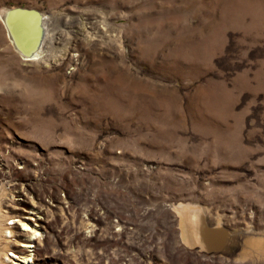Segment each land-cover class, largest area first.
<instances>
[{
    "label": "rangeland",
    "instance_id": "374dc122",
    "mask_svg": "<svg viewBox=\"0 0 264 264\" xmlns=\"http://www.w3.org/2000/svg\"><path fill=\"white\" fill-rule=\"evenodd\" d=\"M16 7L61 34L48 60ZM1 202L3 264H264V0H0ZM175 203L234 251L197 252Z\"/></svg>",
    "mask_w": 264,
    "mask_h": 264
},
{
    "label": "bare ground",
    "instance_id": "6f19581e",
    "mask_svg": "<svg viewBox=\"0 0 264 264\" xmlns=\"http://www.w3.org/2000/svg\"><path fill=\"white\" fill-rule=\"evenodd\" d=\"M12 22L25 27L26 33L28 35L27 41L26 42L24 41L23 43L22 49L24 53H21L26 58L25 60H30V61L38 60V62L39 60L41 61L48 60L50 56L48 55L49 50L46 44L51 45L52 42L55 41V39L59 40L60 39L59 36L61 34L58 33L57 36L49 35V32H47L46 28L44 27L47 25L46 20L42 18L41 22L38 23L37 18L33 14H27V13L16 14L13 17ZM51 27L53 28V26ZM38 28L42 30V35H41L39 44H38V33L36 34V31H38ZM35 43H37L38 46L34 49L33 46ZM3 203L4 202L0 203V264L4 263L3 257L7 256L5 251L9 244L8 240L7 239L5 240L6 238L5 235H3L4 231L6 229L7 230L9 229V227H6L5 224L3 223L4 220L7 219V215H8V213H6V210L2 211L1 209ZM165 207L170 209L174 213L175 219H177V221L183 222V229L182 231H180V233L185 234L186 242H189L188 244L193 245L194 247H197V252H199L200 254L201 253L202 254L220 253V254L228 255L234 251V249H229L228 247H226V244L228 243L227 241L229 240V238L227 236L226 230L224 229L225 227L224 223L220 222L219 220H216V222L207 220V218L203 216L202 211L199 210L198 208H194V207L190 208V207L182 206L176 203L167 204ZM11 216H14V215H11ZM211 225H215V227L210 228L209 226ZM9 233L14 234L16 232L9 231ZM240 237H241V234H239V236L234 234L235 239L240 238ZM210 250H214V251L210 252ZM26 262L28 263L29 259Z\"/></svg>",
    "mask_w": 264,
    "mask_h": 264
},
{
    "label": "water",
    "instance_id": "95a60500",
    "mask_svg": "<svg viewBox=\"0 0 264 264\" xmlns=\"http://www.w3.org/2000/svg\"><path fill=\"white\" fill-rule=\"evenodd\" d=\"M19 13L33 14L37 18L38 23L41 22L42 16L38 11L34 9L22 8V7L12 8L6 13L5 24L7 26L8 34L10 38L12 39L15 48L18 49L21 53H24L22 49L23 43L24 41L26 42L28 39V35L26 33L25 27L12 22L13 17ZM37 33H38V44H39V41L42 35V30L38 28V31H36V34ZM38 44L35 43L33 48L35 49L38 46Z\"/></svg>",
    "mask_w": 264,
    "mask_h": 264
}]
</instances>
